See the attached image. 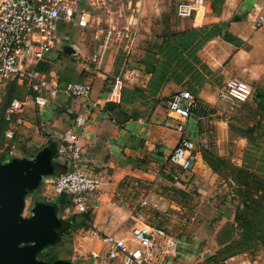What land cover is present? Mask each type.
I'll return each instance as SVG.
<instances>
[{"label": "rangeland", "instance_id": "374dc122", "mask_svg": "<svg viewBox=\"0 0 264 264\" xmlns=\"http://www.w3.org/2000/svg\"><path fill=\"white\" fill-rule=\"evenodd\" d=\"M178 1L81 0L88 7L87 24L77 25L69 38L60 42L80 50L82 44L83 54L59 51L57 58L64 64L68 60H83L89 64L90 74L101 72L107 82L124 81V90L135 92L125 93L132 111L147 123L161 126L159 130L168 150L173 145L168 139L174 132L166 119L161 98L181 89L191 90L197 96L189 122V132L192 128L197 130L196 138L190 134L197 141V165L179 172L175 180L172 166L157 161L153 167L170 175L140 183L139 200L148 198V203H137V210L140 209L137 218L170 230L180 240L182 251L178 259L181 260L177 264H224L236 256L243 257L249 264H264L263 100L254 95L234 106L218 100V91L229 79L215 56L221 46L210 43L215 35L213 28L188 26L190 18L175 15ZM215 61L218 63L211 64ZM126 67L139 68L140 80L134 83L123 80L122 71ZM25 96L21 85L9 81L0 84V163L15 158L8 155L12 149L17 157L19 144L27 141L23 126H10L3 118L10 100L25 99ZM26 100L27 105L31 104L30 97ZM23 114L25 118L35 119L31 112L23 111ZM7 128L14 131L12 140L4 136ZM199 167L206 170L200 172ZM48 184L47 187L38 185L34 193L27 191L23 216L31 215L40 188L38 192L46 191L40 199L54 205L57 217L67 222L71 214L57 203L52 181ZM157 194L166 199L159 210L152 207ZM237 210H244L240 222L235 220ZM87 223L86 220V224L79 227L82 232L78 229L65 232L69 252L62 259L76 264L98 252L100 239L95 235L86 236L83 227L86 229ZM202 248L210 250L212 256L195 263ZM40 251L37 258L46 263L58 257L53 255L51 247ZM191 254L193 260H189ZM170 261L168 264H175V260Z\"/></svg>", "mask_w": 264, "mask_h": 264}, {"label": "crops", "instance_id": "0c3cea01", "mask_svg": "<svg viewBox=\"0 0 264 264\" xmlns=\"http://www.w3.org/2000/svg\"><path fill=\"white\" fill-rule=\"evenodd\" d=\"M87 9L88 7L83 5L77 12L74 23L59 26L60 40L68 39L70 32L77 25L87 24ZM255 10L264 12V0H206L202 14L198 11L194 18L190 17L187 25L194 28H213L215 35L210 43L219 44L221 50L215 54L219 63L215 61L211 64L217 62L228 78H238L250 84L255 90V95L258 93L263 96L261 99L264 102V27H257L246 20L247 14ZM62 44L60 42V46ZM70 47V54H83L82 44V51L76 46ZM59 51L62 49L53 51L49 61L39 63L47 65L43 71L52 74L61 83L88 81L92 85V92L87 98L66 97L61 94L45 108H36L29 103L24 112H31L35 119L25 118L23 112L20 115L19 125L23 126L26 133L24 138L27 141L25 144H19L18 155L16 157L14 151V157L31 160L42 156L49 171L40 177L32 191L36 192L38 185L50 186L47 183L53 181L57 174L70 168L69 161L56 153L59 141L55 137L70 129L81 145L83 165L102 178L101 191L93 200L91 211L88 213L91 217L87 223L89 226L86 229L83 227L86 236L93 235V232L100 235L116 233L119 236H127L135 224L143 222L137 218V215L140 216V209L137 210L136 206L143 199L139 200L140 183L149 182L156 176L163 178L166 174L170 175L163 173V170L159 172L153 166L157 161L164 162L163 156L172 150L178 140V134L172 129L175 134H171L168 140L173 145L168 150L162 131L159 130L161 126L147 123L145 118L132 111L131 101L125 94L124 81L117 79L107 82L101 72L90 74L87 70L89 64L83 63V60H68V63L64 64L57 58L61 53ZM166 119L168 124H171L167 115ZM190 131L192 132H189V135L193 133L195 136L197 130L192 128ZM197 160L193 168L196 167ZM199 168L200 172L206 170L205 167ZM41 190L42 193L38 192L40 188L37 190L35 200L38 202H44L40 197H43L46 191ZM165 203V197L157 194L152 207L159 210ZM133 221L136 222L131 225ZM77 229L82 232V229ZM99 243L101 245L98 252H93V257L76 264H118L116 261L107 260L101 240ZM65 256L67 254L62 255ZM193 259L191 254L189 260ZM179 260L181 259L175 260L174 263L177 264ZM198 261H201L199 257L195 263Z\"/></svg>", "mask_w": 264, "mask_h": 264}, {"label": "built area", "instance_id": "2783aa9c", "mask_svg": "<svg viewBox=\"0 0 264 264\" xmlns=\"http://www.w3.org/2000/svg\"><path fill=\"white\" fill-rule=\"evenodd\" d=\"M205 1L180 0L175 5V15L190 18L204 8ZM83 5L81 0H0V84L14 82L26 93L25 99L12 98L9 101L3 115L8 125L21 123L20 115L27 105V97L34 107L45 108L61 94L66 97L90 96V82L61 83L52 74L36 69L39 63L50 60L55 49H60L59 26L74 23ZM246 20L264 27V12H250ZM141 77L139 68L126 67L122 71L125 81L134 83ZM254 95L255 90L250 84L232 77L218 91L217 97L221 103L234 106ZM161 105L172 129L178 134L172 150L163 156V161L172 166V177L176 180L178 173L191 169L198 157L197 141L188 131L197 96L188 89H181L161 98ZM13 135L10 128L4 131L7 140H12ZM55 137L59 141L56 153L69 161L70 168L53 179L54 195L69 198L70 204L64 208L71 215L87 214L101 191L102 178L83 165L81 145L70 129ZM8 155L13 156L14 150ZM147 203L144 198L140 201V205ZM93 235L101 240L107 260L118 264H168L170 259L177 260L182 251L180 240L170 230L146 222L135 224L127 236L96 232ZM236 257L227 259L224 264H249L243 257Z\"/></svg>", "mask_w": 264, "mask_h": 264}, {"label": "water", "instance_id": "95a60500", "mask_svg": "<svg viewBox=\"0 0 264 264\" xmlns=\"http://www.w3.org/2000/svg\"><path fill=\"white\" fill-rule=\"evenodd\" d=\"M64 53L72 52L69 45L60 46ZM49 171L42 156L31 160L12 158L0 163V264H47L37 255L43 247L51 245L65 226L56 215L55 207L38 202L29 217L23 216L24 196ZM212 256L202 248L201 261ZM53 264H71L58 259Z\"/></svg>", "mask_w": 264, "mask_h": 264}, {"label": "trees", "instance_id": "16d2710c", "mask_svg": "<svg viewBox=\"0 0 264 264\" xmlns=\"http://www.w3.org/2000/svg\"><path fill=\"white\" fill-rule=\"evenodd\" d=\"M46 67H47L46 64H39L36 69L44 70V69H46ZM128 92L129 93H135L133 91H128L126 89L125 93H127V95L129 94ZM256 96L258 98H263V96L261 94H258V93L256 94ZM263 105H264V102H263ZM57 198H58L57 203H59L62 207H66L70 204L69 198L64 196V195L58 196ZM243 211L244 210H237L236 211V214H235V220L236 221H239V222L241 221ZM90 219H91V217H90V214H88V213L87 214H72L68 218L67 222L62 221V223L65 224V226L63 228H61V230H59L58 236L55 239V241L51 245L47 246V247H51L53 249V252H52L53 255H58L57 258H60V257H62V255L67 254L69 252V247H68L69 241L65 238L66 233L69 232V230L77 229L80 226L85 225L86 220L89 221ZM40 253H41V251H40Z\"/></svg>", "mask_w": 264, "mask_h": 264}, {"label": "flooded vegetation", "instance_id": "af4514ba", "mask_svg": "<svg viewBox=\"0 0 264 264\" xmlns=\"http://www.w3.org/2000/svg\"><path fill=\"white\" fill-rule=\"evenodd\" d=\"M61 258V257H60ZM60 258H57V259H54L51 263H47V264H53V262H55L56 260L60 259ZM62 259V258H61Z\"/></svg>", "mask_w": 264, "mask_h": 264}]
</instances>
